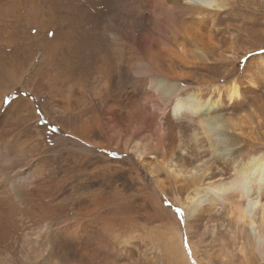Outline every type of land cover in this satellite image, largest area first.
I'll return each instance as SVG.
<instances>
[{
	"label": "bare ground",
	"instance_id": "6f19581e",
	"mask_svg": "<svg viewBox=\"0 0 264 264\" xmlns=\"http://www.w3.org/2000/svg\"><path fill=\"white\" fill-rule=\"evenodd\" d=\"M57 1L58 21L48 6L22 45L23 63L19 55L11 60L10 80L25 96L0 114V264H110L114 247L131 243L123 192L110 195L102 182L110 171L95 165L93 151L105 160L134 158L153 182L155 204L180 206L185 230L215 240L199 258L172 230L169 246L180 264H264V153L248 154L255 140L227 137L238 124L220 111L240 108L239 84L204 78L236 61L221 51L219 25L253 0ZM44 26H52L51 38L40 36ZM259 64L264 79V59ZM190 129L192 156L209 151L212 164L187 171L173 162L190 165L177 153ZM218 162L230 177L211 181ZM165 183L176 191L171 199ZM212 214L225 222L205 225Z\"/></svg>",
	"mask_w": 264,
	"mask_h": 264
},
{
	"label": "rangeland",
	"instance_id": "374dc122",
	"mask_svg": "<svg viewBox=\"0 0 264 264\" xmlns=\"http://www.w3.org/2000/svg\"><path fill=\"white\" fill-rule=\"evenodd\" d=\"M261 1L263 0H253V3L246 2V4L240 7L237 19L232 21L226 19L222 20L219 25L224 31V34H222V41L224 44L221 47V51L224 52V55H230L233 52L236 61L232 62V66L226 65L223 69L218 70L219 72H217V74L204 72L205 79H211L214 76V79L221 80L225 75L226 78L221 80L223 85L227 86L231 80H234L239 84V92L241 94L240 108L234 113V115H230L229 110L226 108V105L229 104V102L224 100L226 109H223L220 112L225 118L230 117L233 122L236 121L238 124V129L236 128L235 132L229 133L227 137L230 139L255 140L254 143L250 145L251 148L246 147L248 154L255 155L264 153V79L258 70L260 60L264 59V3ZM57 2V0H0V95L2 91L7 93L2 101L3 108L0 110V114H8V111L11 110L9 108L11 106L10 104L16 101L17 98H24L25 96L24 92L21 93L19 88H14L12 81L10 80V74L14 72L11 67V60L16 55H19L18 57L21 56L19 62L23 63L22 60L27 56V52L23 49V44L36 33V28H39V26L43 24L40 20V16L49 7V10L51 9V12L54 13L56 21H58ZM44 5H46L47 8H45ZM234 11L237 12V8H235ZM44 27L45 29L42 31L45 33L44 35L41 33L40 36L51 38L52 28L48 27L52 26ZM235 36L236 38H234ZM231 38H234L233 44H230ZM19 48H22L24 51L22 49L16 51V49ZM30 52L36 54L37 50ZM31 62H33V58L27 62V66L28 63L31 64ZM36 62L37 61L35 60V64ZM225 72H230L231 74L227 75ZM198 73L202 75V73L197 72V74ZM17 74L19 75L20 72L17 71ZM197 74H195V76H198ZM12 88H14V90ZM10 89L13 91L10 92ZM51 95L53 99L60 98L59 94L55 91H51ZM132 110L133 108L129 107L123 111L130 112ZM170 113L172 114V110H170ZM249 113L251 114V117L247 118ZM42 121V123L47 124L46 119L45 121ZM174 123L177 122L174 121ZM28 124L30 125L29 133L31 136H34V133L31 130L35 125V119H32ZM175 130L179 131L178 128ZM55 131L60 132V130L58 131V128H56ZM196 132L199 133L200 137L202 136L200 131L196 130ZM192 134V129L184 133L182 136L183 142L177 150L180 157H187L191 163L190 165H184L182 161L175 160L173 163L178 169L189 171L188 169H190V167L194 168L195 166L201 167L203 164H212L211 153L209 151L199 157L192 156L193 154L191 150L187 147V145H191V142H188L187 139L192 137ZM97 141H103V139H97ZM132 141H138V138H133ZM45 142L48 146L52 144L49 143L48 140ZM203 148L202 150H207V146L204 145ZM233 148H235V146ZM50 153H48V155H50ZM91 155L95 161V165L107 166L110 171L109 174L106 173L104 175L106 179L103 178L102 180L103 185L111 187V190L107 189L109 190L110 195L112 194L111 191H113V188L114 190L117 188L116 191L121 192V194L123 192L122 196L124 199L122 197L119 198V208L123 212L122 216H126L125 218L128 220L123 231L124 233L126 232L125 235L133 237L131 243H128L129 246H122L121 250L118 246L114 247L112 244V249L114 247L117 253H112L109 257L111 258L110 264H180L175 251H173L174 248L169 246V242L170 245H172L169 240L172 230L178 231L183 241L188 239L189 243L195 246L194 248L199 258H206L207 253L214 251L216 248L215 240L208 238L206 235H204L205 237L202 236L203 230L199 232H196L195 230H185L184 218L178 217L175 214V209H181L180 206L165 202L163 206H165L166 209L162 210V204H155L156 196L153 191V182L134 158H121L120 160L109 158L105 160L98 157V154L95 153V151H93ZM145 160L147 163L149 162V164H152V159L149 158ZM220 162H222V160ZM212 166L214 175L211 181L220 177L227 180V178L230 177L231 173L225 170L223 171L221 163H213ZM110 175H117V177L111 179ZM165 187L167 197L168 199H171L174 192H176L174 191V186L171 183H165ZM186 192L183 190L179 197L184 199L187 194ZM222 222H225L223 215L216 214L208 216L204 221L205 225L208 226H219ZM219 236L218 238H220ZM224 239L226 240V238Z\"/></svg>",
	"mask_w": 264,
	"mask_h": 264
},
{
	"label": "snow or ice",
	"instance_id": "6c2138e0",
	"mask_svg": "<svg viewBox=\"0 0 264 264\" xmlns=\"http://www.w3.org/2000/svg\"><path fill=\"white\" fill-rule=\"evenodd\" d=\"M55 131V130H54ZM175 214L178 216V217H183L184 213L183 211L180 209V208H176L175 209Z\"/></svg>",
	"mask_w": 264,
	"mask_h": 264
}]
</instances>
